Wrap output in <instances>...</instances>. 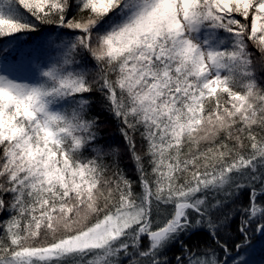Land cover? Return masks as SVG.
Here are the masks:
<instances>
[{
	"label": "snow or ice",
	"instance_id": "6c2138e0",
	"mask_svg": "<svg viewBox=\"0 0 264 264\" xmlns=\"http://www.w3.org/2000/svg\"><path fill=\"white\" fill-rule=\"evenodd\" d=\"M254 240L264 0H0V264H251Z\"/></svg>",
	"mask_w": 264,
	"mask_h": 264
},
{
	"label": "trees",
	"instance_id": "16d2710c",
	"mask_svg": "<svg viewBox=\"0 0 264 264\" xmlns=\"http://www.w3.org/2000/svg\"><path fill=\"white\" fill-rule=\"evenodd\" d=\"M93 106L89 109L92 115H98L101 121L100 136L103 137L101 141L104 144H111L113 147L120 149L116 159L120 162L121 167L129 178L136 176L135 164L130 158L129 153L122 146V137L119 133L118 122L111 116L102 106L98 97H93ZM134 192L141 191L139 180L137 179L133 185ZM233 227H235L233 225ZM230 235V233H226ZM254 246L250 249V262L251 264H264V240H254ZM172 253H169L171 256Z\"/></svg>",
	"mask_w": 264,
	"mask_h": 264
}]
</instances>
